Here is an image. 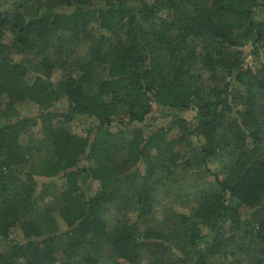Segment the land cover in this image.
<instances>
[{
    "label": "trees",
    "instance_id": "obj_1",
    "mask_svg": "<svg viewBox=\"0 0 264 264\" xmlns=\"http://www.w3.org/2000/svg\"><path fill=\"white\" fill-rule=\"evenodd\" d=\"M120 261L264 264V0H0V264Z\"/></svg>",
    "mask_w": 264,
    "mask_h": 264
},
{
    "label": "rangeland",
    "instance_id": "obj_2",
    "mask_svg": "<svg viewBox=\"0 0 264 264\" xmlns=\"http://www.w3.org/2000/svg\"><path fill=\"white\" fill-rule=\"evenodd\" d=\"M123 171V170H122ZM132 173H131V171L130 170H128V171H126V175H127V177H129L130 175H131ZM16 234H18L19 235V232H17ZM158 244H151V248L150 249H152V250H154L155 248H157L158 246H157ZM114 264H117L116 262H114ZM120 264H130L129 262H126V261H120Z\"/></svg>",
    "mask_w": 264,
    "mask_h": 264
}]
</instances>
